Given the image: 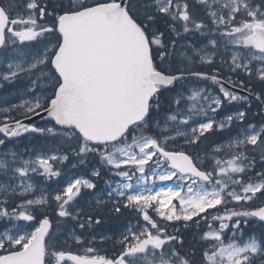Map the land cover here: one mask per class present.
<instances>
[{
  "label": "snow or ice",
  "instance_id": "1",
  "mask_svg": "<svg viewBox=\"0 0 264 264\" xmlns=\"http://www.w3.org/2000/svg\"><path fill=\"white\" fill-rule=\"evenodd\" d=\"M18 82L0 264H264V0H0Z\"/></svg>",
  "mask_w": 264,
  "mask_h": 264
},
{
  "label": "trees",
  "instance_id": "2",
  "mask_svg": "<svg viewBox=\"0 0 264 264\" xmlns=\"http://www.w3.org/2000/svg\"><path fill=\"white\" fill-rule=\"evenodd\" d=\"M216 91L218 92V89H216ZM244 107H247L246 105ZM230 111H234V109H229ZM257 112H258V106H257V103L256 102H253L252 103V106H251V109L249 110L248 112V119L249 121L253 122V123H257L259 124L260 122V117L257 115ZM44 122H39L37 123L38 126H43ZM20 143L22 144H28L29 143V140H23V141H20ZM10 146H14L13 143H9ZM129 220H131L132 222L134 221V218L133 217H121L120 219H114L112 217H107L105 216L104 217V221L103 223L99 226L100 228H106L108 229V227H120L123 225V228L125 226H127ZM98 228V227H97ZM96 228V229H97ZM95 229V230H96ZM261 231V229L257 226L255 227V232L257 234H259V232ZM90 238V237H89ZM71 250L72 251H76V250H79L77 247H71ZM104 253H107V254H111V253H108V252H102V254Z\"/></svg>",
  "mask_w": 264,
  "mask_h": 264
},
{
  "label": "bare ground",
  "instance_id": "3",
  "mask_svg": "<svg viewBox=\"0 0 264 264\" xmlns=\"http://www.w3.org/2000/svg\"><path fill=\"white\" fill-rule=\"evenodd\" d=\"M17 94V90H14V89H8L7 90V95L6 97L8 98H13V95H16ZM103 188V181H99V189H102ZM98 189V191H99ZM126 227V226H125ZM124 227V228H125ZM123 229V225L116 228V227H108V229L106 228H100L98 226V228L95 230L96 233H99L100 231H105V232H108L109 234H107L108 236L110 237H116L115 234L112 235V233H114L115 231L118 230V232H121ZM104 248H106L108 250L109 253H112L113 251V244H112V241L109 240L107 241V243L104 245Z\"/></svg>",
  "mask_w": 264,
  "mask_h": 264
},
{
  "label": "rangeland",
  "instance_id": "4",
  "mask_svg": "<svg viewBox=\"0 0 264 264\" xmlns=\"http://www.w3.org/2000/svg\"><path fill=\"white\" fill-rule=\"evenodd\" d=\"M14 97V96H13ZM13 98H8V97H4L3 99H1L0 100V107H8V106H10L11 104H16V103H19V101H11ZM18 143H20V142H18ZM8 149H10V150H13L14 148H8ZM66 180H67V178L65 179V182H66ZM161 183H170V182H158V185L159 184H161ZM105 186L103 185V188H104ZM102 188V189H103ZM57 189V188H56ZM56 189H54V188H49L48 187V190L49 191H54V190H56ZM103 193H101V195H102ZM135 222V221H134ZM133 222V223H134ZM124 230V228L122 229V231ZM121 231V232H122ZM121 232H118V230L117 231H115L114 233H112V235L113 234H115V236L116 237H119L120 236V234H121ZM107 234H109L108 232H105V231H100L99 233H96V235H103V236H105V237H110V236H108ZM74 244V243H73ZM72 244V245H73Z\"/></svg>",
  "mask_w": 264,
  "mask_h": 264
},
{
  "label": "flooded vegetation",
  "instance_id": "5",
  "mask_svg": "<svg viewBox=\"0 0 264 264\" xmlns=\"http://www.w3.org/2000/svg\"><path fill=\"white\" fill-rule=\"evenodd\" d=\"M6 89L2 88L0 91L1 93L7 92L8 89H14L13 85H6ZM18 89H21V86H18ZM0 179H3V177H0Z\"/></svg>",
  "mask_w": 264,
  "mask_h": 264
},
{
  "label": "water",
  "instance_id": "6",
  "mask_svg": "<svg viewBox=\"0 0 264 264\" xmlns=\"http://www.w3.org/2000/svg\"><path fill=\"white\" fill-rule=\"evenodd\" d=\"M39 120H41L40 117H34L32 120H25L24 122L31 124V123H34V122L39 121ZM0 136H2V134H0Z\"/></svg>",
  "mask_w": 264,
  "mask_h": 264
}]
</instances>
